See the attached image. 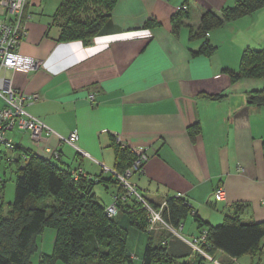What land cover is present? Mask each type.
Returning a JSON list of instances; mask_svg holds the SVG:
<instances>
[{"label":"crops","instance_id":"crops-1","mask_svg":"<svg viewBox=\"0 0 264 264\" xmlns=\"http://www.w3.org/2000/svg\"><path fill=\"white\" fill-rule=\"evenodd\" d=\"M31 1L26 4L27 35L20 52L40 66L3 75L16 91L39 96L26 107L31 115L64 137L77 130L76 146L89 158L68 145L59 146L56 137L50 145L60 153L57 161L34 148L27 134L12 132L7 138L68 172L80 169L93 180L105 179L94 188L104 208L121 192L100 165L114 168L112 142L132 153L143 150L147 157L131 178L141 195L156 205L181 197L196 214L183 221L180 236L158 227L148 237L130 226L137 205L128 202L114 220L127 230L129 254L141 259L150 238L172 257L190 260L193 250L186 239L200 232L196 217L211 226L234 213L244 222L264 221V108L247 103V94L259 85L231 83L225 71L238 69L244 50L264 49L263 11L212 31L207 38L216 51L206 57L193 54L203 41H190L189 31L198 28L204 12L219 13L233 0H118L111 13L114 30L87 45L57 42L52 16H31ZM182 5L187 16L174 32L172 18ZM200 94L222 99L209 101ZM193 126L199 133L191 136ZM5 154L15 158L12 152ZM4 164L15 171L13 164ZM219 186L229 206L215 201ZM214 255L222 264H264V247L254 259L232 261L218 251Z\"/></svg>","mask_w":264,"mask_h":264},{"label":"trees","instance_id":"trees-1","mask_svg":"<svg viewBox=\"0 0 264 264\" xmlns=\"http://www.w3.org/2000/svg\"><path fill=\"white\" fill-rule=\"evenodd\" d=\"M117 1L62 0L52 16V25L59 30L56 41H81L87 45L94 38L109 34L114 30L111 13ZM261 11L264 12V0H233L232 6L223 8L219 13L204 12L198 28L189 31L190 41H203L193 54L211 57L216 47L209 43L207 36L212 31L226 22ZM186 16L187 11L176 12L172 18L174 32ZM149 26L151 24H147ZM225 71L231 83L242 80L257 83L259 89L247 94V103L264 108V49L244 50L238 69L235 72ZM200 97L209 101L222 99V96L207 94H200ZM189 133L191 136L198 134L199 127L193 126ZM111 147L115 157L114 169L122 173L131 167L135 160L132 151L114 141ZM12 153L15 158L9 163L15 166V195L7 210L0 207V264H32L30 258L37 251L36 238L46 228L55 231L53 251L51 255H43L38 264H54L57 260L63 264H205L198 253H193L190 260L172 257L164 245H155L150 238L141 259L129 254L127 230L118 225L114 217L106 215L107 206L100 205L94 194L95 186L103 184L105 179L98 177L93 180L83 176L74 180L71 172L18 145H14ZM6 162L7 156L0 149V165ZM109 176V181L117 182ZM4 183L0 180L1 191ZM121 193L122 189L117 196ZM165 203L163 220L174 229L179 228L191 215V206L181 197L168 199ZM149 204L153 208L159 207L151 202ZM126 205L128 201L119 203V211ZM133 209L129 217L130 226L149 237L152 233L146 232V211L141 206L140 209L133 206ZM196 222L200 232H207L204 248L210 255L218 251L234 259L260 257L264 247V221L244 222L234 213L226 215L217 226L201 222L197 217ZM130 255L136 257L135 261L130 259ZM254 264H259V260Z\"/></svg>","mask_w":264,"mask_h":264},{"label":"built area","instance_id":"built-area-1","mask_svg":"<svg viewBox=\"0 0 264 264\" xmlns=\"http://www.w3.org/2000/svg\"><path fill=\"white\" fill-rule=\"evenodd\" d=\"M27 0H0V148L7 151H13L14 143L10 138H7L8 133L19 132L27 134L32 145L36 149H41L51 159L60 160V153L57 148L50 145V139L56 137L59 146L68 145L75 149L84 158H89V155L81 151L76 143L78 141L77 130H72L68 136L64 137L57 134L50 127L38 118L31 115L27 108L33 105L39 99L37 94H23L10 85V82L4 77L3 73L7 70H24L32 71L40 66V62L23 55L20 52L22 40L27 35L24 20V8ZM186 12L185 5L178 6L176 12ZM88 100L94 101L93 95H89ZM135 153V161L124 172L119 173L115 169H108L103 164L101 168L104 172L109 173L122 189L120 196H115L106 209V215L109 218L115 217L118 212L119 203L127 202L131 196L134 200L140 203L142 209L146 211L148 225L146 232L153 233L162 227L176 234V229L171 227L162 218V212L166 209V203L163 202L158 208H153L152 205L139 193L134 182L131 181L132 176L140 171L146 159V153L143 150H137ZM72 178L77 180L79 177L86 175L80 169L71 172ZM88 177V176H87ZM215 201L224 203L226 206V193L222 186H219L214 191ZM194 215V212H191ZM207 232L202 230L198 235L192 237L187 242L194 252H197L206 259L207 264H221L216 255H210L204 248L206 246ZM233 260V259H232Z\"/></svg>","mask_w":264,"mask_h":264},{"label":"rangeland","instance_id":"rangeland-1","mask_svg":"<svg viewBox=\"0 0 264 264\" xmlns=\"http://www.w3.org/2000/svg\"><path fill=\"white\" fill-rule=\"evenodd\" d=\"M31 2L34 3L33 6H32L31 3L29 4V11L31 13V16H39L40 17V15H41L43 18H47V20H49L51 18V16H53L55 10L59 7V5L62 2V0H32ZM26 4H27V2H26ZM25 11H26V5H25V8H24V20L26 19V16H27ZM55 29L56 28L53 27L52 30L56 31ZM0 149H1V151L3 153H5L4 148H0ZM9 152H12V151H9ZM133 154L135 156V153H133ZM23 158L24 157L22 156V159ZM135 158H136V156H135ZM7 162L11 163L12 161L7 158ZM102 171L104 172L103 169H102ZM137 172H140V171H137ZM104 173H107V172H104ZM0 178H1V180L3 182H5L4 183V187H3V191L0 190V207H3L4 210H7L8 207H9V204L13 203V201H14V195H15V174H14V172L9 171L8 168H6L5 164L2 163L0 165ZM132 180H134V178H132ZM99 191L101 193L102 190H99ZM138 191L140 193L139 188H138ZM130 201H132L140 209V203L136 202L134 200L133 196H131V198L128 200V202H130ZM118 213H119V208H118L117 214ZM180 228L181 227L176 229V235L180 236ZM54 240H55V231L53 229H51V228H46L43 231V233H41L36 238L37 251L31 256L30 262L32 264H38L40 262L41 257L43 255H51L52 251H53ZM186 240L188 241L189 239H186ZM193 253H197V252L193 251ZM134 255H130V259L132 261H135V259H136V257ZM136 256L140 259V257L138 255H136ZM203 259H204L205 264H207L206 263L207 262L206 259L205 258H203ZM231 259H233L232 261L236 260L234 258H231ZM54 264H63V263L57 260V261H55ZM136 264H138V262Z\"/></svg>","mask_w":264,"mask_h":264}]
</instances>
